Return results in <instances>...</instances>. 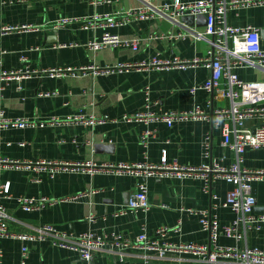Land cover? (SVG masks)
<instances>
[{"label":"crops","instance_id":"crops-1","mask_svg":"<svg viewBox=\"0 0 264 264\" xmlns=\"http://www.w3.org/2000/svg\"><path fill=\"white\" fill-rule=\"evenodd\" d=\"M139 4L141 0H0V26L30 27L0 34V71L79 68L90 64L112 66L119 62L136 61L147 63L157 54L161 57L179 55L187 59L205 56L209 48L207 42L170 36L188 27L203 29L205 21L202 15L197 19L186 15L178 24L153 18L107 28L122 38L139 35L143 40L137 51L129 47L93 51L85 44L97 39L104 30L102 27L83 28L74 20L56 25L64 17L91 18L95 14H118ZM226 20L235 26L253 25L264 29V5L230 8L226 12ZM261 41L264 47V38L261 37ZM235 71L245 81L264 79L261 69L239 66ZM87 73L62 77L31 73L20 80H0V110L5 117L35 121L55 117L60 120L57 125L1 129L0 158L18 162L157 163L165 154L168 160L176 159L184 165L215 161L224 166L235 160L234 153L221 144L220 128L214 127L210 120L214 108L229 105L228 98L203 88L191 91L193 87L202 85L208 76L209 70L202 63L185 68L146 66L102 75ZM145 88H148L150 107L154 113L198 108L208 117L175 121L171 126L162 121L144 124L124 120V115L144 108ZM40 92L56 94L39 96ZM79 112L97 117L107 115L109 118L94 125L70 122L73 115ZM254 123L253 118H248L244 125L252 127ZM144 129L154 131L146 146L140 142ZM206 141L210 148L205 158ZM242 166L264 168V148L246 149ZM66 167L50 177L46 171L37 173L22 166L0 164V187L9 183V197L0 194V204L10 217L7 220L10 231L32 232L35 227L50 223L67 233L93 232L105 236L120 233L134 239L143 230L152 235L160 226L179 225L177 232L171 230L166 235L167 241L207 244L208 233L201 228L199 216L184 209L208 210L220 225L234 219L231 209L223 205L231 184L222 179L212 184L210 192H205L201 179L194 177L146 178L149 208L115 215L119 208L126 205L142 178L105 171L92 172L89 167ZM92 189L98 192L91 193ZM252 192L256 198L254 214L264 215V180L253 181ZM79 193V197L68 199ZM20 196L66 199L26 212L17 202ZM218 243L239 249L257 247L264 250V222L259 229L248 231L240 240L220 235ZM24 246L28 248L25 264H111L116 257L108 251H98L93 259L85 261L75 251L55 247L47 240L0 237L2 264H21ZM117 264L206 263L180 253H171L162 259L153 251L128 249L124 259Z\"/></svg>","mask_w":264,"mask_h":264},{"label":"built area","instance_id":"built-area-1","mask_svg":"<svg viewBox=\"0 0 264 264\" xmlns=\"http://www.w3.org/2000/svg\"><path fill=\"white\" fill-rule=\"evenodd\" d=\"M264 5V0H170L150 1L141 0L136 7L127 8L118 14H95L91 18L86 17H64L56 25L70 21H78L83 28L102 27L104 30L97 39L89 40L85 47L90 50L103 48L129 47L137 51L143 40L139 35L122 38L107 28L122 25L134 20H145L162 18L174 23L186 15L205 16L203 29L188 27L185 31L175 32L171 37L192 38L203 40L208 44L205 56L182 58L179 55L172 57H161L154 55L149 62H119L112 66L87 65L79 68L72 67H50L45 69H19L0 71V80L23 79L31 73L47 74L53 77H62L66 74H107L128 69H141L146 66H157L164 68H185L195 63H202L208 68L209 73L204 83L196 88L206 91H217L229 100L227 107H217L211 112L212 125L221 130V144L224 149L234 153L235 160L228 166L218 162H202L199 165H184L176 159L168 160L163 154L157 163L134 162V163H65L58 161H23L0 158V164L24 167L35 170L37 173L46 171L50 177H54L66 166L89 167L90 171H105L115 174L135 175L142 180L137 183L136 191L132 193L123 207L115 212V215L124 214L128 211L147 210L149 202L147 199V187L144 179L156 178H189L201 179L202 190L210 192L212 184L222 179L231 184L226 192L224 206L229 207L234 213V219L225 225H220L217 219L210 215L208 210L184 209L186 212L199 216V223L203 230L207 231L209 242L207 244L184 242L176 243L165 239L172 230L177 232L179 225L174 227L160 226L152 235L143 230L134 239L124 237L120 233L110 236L94 234L93 232L67 233L60 230L56 225L44 223L35 227L32 232H12L9 230L7 220L10 218L5 207L0 204V237L16 238L21 240L44 241L51 245L75 251L85 261L93 259L98 251H108L115 255L111 264L124 259L128 249L153 251L158 258H167L171 253L190 255L195 260L206 264L233 263V264H264V250L257 247L222 246L218 243L220 235L232 237L235 240L242 239L248 231L257 230L264 222V215H255L253 210L256 198L252 192V182L264 180V168L248 169L242 166L243 154L246 149L264 148V79L261 81H245L235 71L236 67L245 66L261 69L264 71V47L261 41L260 29L253 25L235 26L228 24L226 12L228 9H241L250 6ZM30 27L22 26H0V34L12 30H25ZM55 92H40L39 96L54 95ZM151 99L148 88H145V103L142 110L131 115H124L126 121H138L148 124L153 121H162L168 126L175 121L186 119L207 118L208 114L203 110L195 108L191 111L168 110L154 113L151 110ZM109 117L107 115L97 117L93 114L86 115L82 112L76 113L69 120L74 124L94 125L104 123ZM253 118L255 123L252 127H246L244 122ZM60 120L52 117L50 120L35 121L28 118L5 117L0 110V130L5 128H26L43 126L46 124L57 125ZM45 122V123H44ZM154 135L151 129H144L141 133L140 142L146 146L150 137ZM22 145L23 142H20ZM209 143L205 142L204 156L209 155ZM37 181V180H35ZM91 193L98 192L92 189ZM0 194L9 197V183L0 187ZM81 193L72 195L68 199H75ZM215 197V195H213ZM66 198H48L46 196H20L17 202L21 209L30 212L40 210L45 206L54 205ZM144 229V228H143ZM28 248L22 247L21 264H25ZM147 255V254H146ZM1 257V253H0ZM147 257V256H145ZM0 264L2 261L0 259Z\"/></svg>","mask_w":264,"mask_h":264},{"label":"water","instance_id":"water-1","mask_svg":"<svg viewBox=\"0 0 264 264\" xmlns=\"http://www.w3.org/2000/svg\"><path fill=\"white\" fill-rule=\"evenodd\" d=\"M200 16H201V15L196 16V19H197L198 17H200ZM193 17H194V16H193ZM202 17H203V19H204V21H205V16L202 15ZM194 18H195V17H194ZM194 18H193V19H194ZM204 24H205V22H204ZM260 35H261L262 38H264V29H261V30H260Z\"/></svg>","mask_w":264,"mask_h":264}]
</instances>
